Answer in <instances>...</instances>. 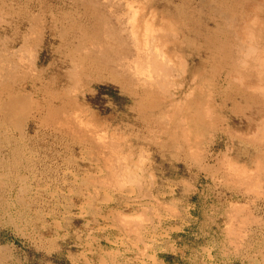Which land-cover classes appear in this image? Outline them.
Here are the masks:
<instances>
[{
    "label": "rangeland",
    "instance_id": "rangeland-1",
    "mask_svg": "<svg viewBox=\"0 0 264 264\" xmlns=\"http://www.w3.org/2000/svg\"><path fill=\"white\" fill-rule=\"evenodd\" d=\"M106 1L114 4L116 0L113 2L112 0ZM119 1L120 0H118V3L116 1V5L120 6L126 4V14L128 17H131L133 13L138 15L137 17L135 16V18L131 17L130 21H135L138 17L139 20L142 19L141 21H149L151 19V21H153L155 19L154 21L157 25L163 24L164 27L165 21L163 20L164 23H162L160 19L162 20L165 18V20H168L166 21V27L171 26L169 23L170 21L171 23L174 21L172 25L180 22L175 25L176 27H172L174 28L172 31L178 32H175L178 39L175 38L176 40L182 39L180 41L184 43L187 53H193L200 59L203 71L202 74L204 75L203 78L206 80V89H213L214 86L212 87L213 84L209 80H212L211 69L214 66V61L211 59L208 38L214 33L226 29V25L224 24L226 23V14L232 16L231 14L233 12L240 10L241 5L244 3L243 0H137V3H141L140 6L142 5L143 7H140L139 4L136 5L137 3L136 1L133 2L134 0H128L133 3V7L138 6L139 8H133L131 3L127 0L126 2L124 0L125 3L121 2L123 1L121 0L120 4ZM49 2L55 3V1L52 0H49ZM189 3L191 5H188ZM129 5L130 7H128ZM113 6H115V4ZM153 6L155 7L153 8ZM8 7L7 14L11 22L6 31L3 33L1 30L0 34L11 36L10 38L6 36L7 43L9 44L8 46L11 47L14 46V44L18 45V42L12 40L13 36V39H15L18 34L22 33L23 29L26 27L27 18H29L31 13L38 11L39 8L38 3L27 6L23 3H16L14 1H9ZM151 8L155 10V13ZM185 8L187 14L186 12H184L185 14L182 13V11H185ZM188 8L190 11L192 9L194 11L192 10V12H189ZM18 9L21 10V12ZM139 9L143 10L140 11ZM149 9H151L152 12ZM127 11H129V13ZM131 11H133V13ZM136 11L139 12L140 15ZM149 11L152 18L148 15ZM220 11L222 13L225 11L226 14H221ZM130 13H132V15ZM189 14H193L194 16L189 17L191 16ZM160 15L162 16L161 18ZM220 16L221 18H218ZM169 18H171L170 21ZM182 18L186 21L182 20ZM189 18H191V20ZM21 19L23 20L22 22ZM199 19L201 20L200 22L198 21ZM190 21H192L191 23L193 24H191ZM182 23H185L187 28L186 25H182ZM16 24H19V26ZM194 24L195 26L192 28L191 25ZM202 25H205L206 29ZM18 28H20V31ZM170 29L171 27L169 28V32L171 31ZM48 31L49 30H46L45 33V35H47L45 41L47 42L46 44H48L50 53L45 62L44 71L42 70L45 78H48L52 73L58 70L61 64V57H59L61 54L59 51H63L60 50L61 47L63 48L60 40L55 37L53 38ZM171 34L175 36L173 32ZM53 44L56 45L55 48H53ZM50 56L51 58L53 57V59H51ZM205 70L208 72L206 73ZM92 77H94V80H96V78L100 80L95 81V84L91 86L92 91L90 90L91 92L88 93V100L84 101L81 97L77 98L80 102H84L83 105L85 104L84 107L88 110L86 112H76L77 114L74 116L75 118L80 117L83 121H79L80 118H77L74 122L71 121L74 119L73 115L75 113L72 112V118L69 120L72 125L68 123L69 118L66 119V121L60 116H56L58 119L53 118L51 117L53 115L46 111L39 112L38 102H35L31 107L32 109H29L31 112L28 111L27 118L24 117L21 124L17 123V118L4 119L0 110V264H264V134L262 135L261 132L260 135H258V132H260L259 130L255 133L257 135L255 138L253 133V136H251L253 138L252 140V138L249 137L252 134L250 131H244L238 128L240 122L248 119L249 115L255 111L251 103L247 104V102H241L240 100V104L238 101L233 104L229 103L228 106H225L223 109H216L215 113L212 114L213 117L211 116L209 119L215 122L216 117L220 118V123L215 122V124L210 125L209 123L211 122L206 119L207 126H205L208 129L204 127L198 132L188 133V137L190 138L188 140V137H185V130L180 127L181 123H178V120L181 122V119L178 118L181 117L180 114L177 115L173 113L175 116L172 115V113L170 116L166 114L165 116L170 118L164 116V118L161 119L163 121L160 122V125L161 123L162 126L163 124L164 126L170 125L168 127L164 128V126L156 125V123L160 121L158 119L163 116L158 118L159 115L155 117L156 115L139 112L138 108L134 107L133 109L132 105L125 103L122 97L123 93L119 91L117 87L115 88V86H113L114 83L111 82L107 73L93 72L91 74V78ZM15 79H18V77H15ZM17 82L19 83V79L18 81L16 80V82L11 81V84L14 83L15 85H13L14 88L18 87ZM209 82L212 85H209ZM246 104L251 106L246 108ZM87 105H89V107ZM240 105L242 106L239 107ZM230 106L232 110H230ZM238 109L240 110L238 111ZM84 112L88 113L83 114ZM216 112L218 114H216ZM231 112H235V114ZM236 113L239 114L236 115ZM66 114L64 116H66ZM90 114H93V116ZM149 115L151 116V120L154 121L153 123H151L152 121L149 122ZM223 116L226 118L225 121ZM86 117L89 118V121ZM54 119L65 122L64 125H66V123L69 126L71 125L69 128L73 129L74 126L73 132H76V134L73 133L70 136L72 130L70 129L71 132L69 131L68 125H66L63 130L60 126L62 122H58ZM90 120H92L94 124ZM94 120L96 121L94 122ZM168 120L170 121L168 122ZM48 121L56 125L53 126L50 123L51 125L48 124L47 126ZM77 121L82 122V124L80 125ZM216 121L219 120L217 119ZM222 121L224 125L221 124ZM176 122L178 124H176ZM86 124L88 126L90 124L92 128H96L95 130L97 131L92 128L88 129L91 126L87 128ZM151 124L153 125L154 131L149 128H152ZM17 125L18 127H16ZM79 125H83L85 128V130L81 129L83 126L80 128L81 133H83H80L81 135H79ZM154 125L156 126L154 127ZM19 128L24 131H21ZM160 128L162 130L164 128V132ZM174 128H176L175 131ZM224 128L229 132H224ZM99 129L100 131L103 130L102 132L104 133L107 132L105 134L108 137V139L106 138L107 140L104 138V133L102 134V132H99ZM147 129L152 130V132L147 131ZM237 131L238 133L236 134ZM98 132L102 135H98ZM182 132L185 134H182ZM93 133L94 136H92ZM249 133L251 134L249 135ZM89 134L91 135L90 138ZM76 135L77 137L79 135V138H77ZM182 135L184 137H181ZM80 136H83L84 140ZM113 137L120 141L118 143V141L114 139L116 141H114L115 145L116 143L120 144L119 146L116 145L118 148L112 146L114 150L110 148V141L111 138L113 141ZM120 137L124 138L122 139ZM165 137L167 139H165ZM178 137L181 139H178ZM257 137L261 140L257 139ZM85 138H87V140ZM183 138L187 143L183 141ZM194 138L195 140L193 141ZM197 139L201 142H198ZM99 140H101V142L104 140L106 141H104L103 145ZM96 141L100 144H97ZM105 142H107V144H105ZM190 142L192 144H190ZM93 143L99 146L96 147ZM189 144L192 145V147ZM102 147H105V149H102ZM108 147L113 151L114 156H111L112 152L110 149L107 150ZM100 150L105 152H101ZM115 150L120 153L122 150L125 156L124 159L119 156H123V154H118ZM198 151H203V153L199 154ZM100 152L103 159L99 154ZM107 152L108 155L110 154V157L107 155ZM126 152L128 155L125 154ZM193 152L197 157L193 155ZM205 152L207 154H205ZM26 153H28L27 156H25ZM193 156H195V158ZM222 157L225 159L224 161ZM96 158H98L99 162H97ZM114 158H120V160L123 159L124 161L116 162L117 160ZM196 158H198L199 161H197L198 159L196 160ZM214 160L218 163H215ZM104 161L105 164L103 163ZM225 162L228 164L227 166L223 164ZM230 162H233V166H235L234 163L237 164L235 169ZM106 163H109V165L114 164V167L110 165L112 167L111 169ZM122 163H126L125 166L129 167V170H127L128 168L126 167L122 168V165H124ZM206 163L207 165L205 166ZM102 164H104L105 167ZM210 164L213 165L210 166ZM131 165H136V167L138 165L139 168L137 167L138 169H136L135 167V169H132L134 167ZM116 166L120 167L118 168ZM200 167L202 169H199ZM231 167L235 170L234 173ZM238 167H241V169ZM120 168H122L121 171L119 170ZM208 169L210 170L208 171ZM243 169L248 173L250 171V174L247 173L249 177H244L246 173H243ZM123 170H125V172ZM228 170L231 173H229ZM237 170H243L242 173L240 172L239 174H243L241 176L244 178L237 175ZM254 170H256V173ZM251 171L254 172L251 173ZM121 172L124 173L121 175ZM223 172L227 174L226 178ZM109 173L111 175H109ZM113 173H115V175ZM128 173L134 176L133 181L139 184L141 183V187L139 184L130 180L131 175ZM139 173L143 176L141 177ZM116 174L118 177H116ZM149 174L151 175L150 177H148ZM232 174L235 176H232ZM211 175L212 177L210 178ZM228 175L233 178L237 177L234 179L237 180L239 178L240 180L235 182L236 180L232 179L231 181H234L236 184L233 185L234 183L232 182V184L231 181H229L230 177H228ZM252 175L253 178H257L250 179ZM75 176L76 178H74ZM221 176L222 178L219 180ZM110 177L113 179V184ZM88 178L90 180L93 179L90 181ZM98 178L101 182L97 180ZM128 178L130 179L128 180ZM115 179L116 181H114ZM117 179L120 180V182ZM148 179H150L149 182ZM259 179L261 183H259ZM94 180L96 183H94ZM105 180L108 183L111 182V187L107 185L108 183ZM227 181L230 183H227ZM247 181H249L247 183L249 185L244 184V182L246 183ZM129 182H131V184H129ZM114 183L118 184V188H116L117 185ZM134 183L137 185H134ZM254 183L258 185H254ZM124 184L126 186H123ZM121 186H123V188ZM136 186H138L139 189ZM247 186H250L249 189ZM112 187H114V189ZM245 187H247V189H244ZM128 189L132 192L128 191ZM252 190L253 192H251ZM103 192L106 194L104 195ZM152 196H154V198ZM136 215H138V217ZM125 216H128L129 219ZM133 216L134 218H132ZM136 218H141L139 219L140 222L138 219L136 221ZM133 220L135 221L133 222ZM124 221H126V223H124Z\"/></svg>",
    "mask_w": 264,
    "mask_h": 264
},
{
    "label": "bare ground",
    "instance_id": "bare-ground-1",
    "mask_svg": "<svg viewBox=\"0 0 264 264\" xmlns=\"http://www.w3.org/2000/svg\"><path fill=\"white\" fill-rule=\"evenodd\" d=\"M9 1L10 2L14 1L16 3L17 2L23 3L27 6L28 5L31 6L34 3H38L39 9L36 12L33 11L34 13H31V15L28 14L29 13V11H28L27 14L30 16L26 20L25 29H23L22 33L18 34L17 37L15 34V37H16L15 39H13L14 38V36H13L12 40H14L15 42H18V45L14 44V46L9 47L8 46L9 44L7 43V38H10L11 36L9 37L8 35H6L7 36V38H6V36L4 34H2V33H1L2 35L0 34V110L2 112V115L4 116V119H6V118H10V119L17 118V123L21 124L23 118L24 117L27 118L26 116L28 114V111L31 112V110H29V109L34 105L35 102H38L39 112L40 111H42V112L46 111V112L50 113L51 115H53V116H51L53 118H57L60 116V117H63L65 120L69 118L68 123H70L71 121L74 122V120H76L78 118V117L77 118L74 117L75 114H77L76 112H83V111L86 112L88 110V109H85V107H84L85 104L83 105L84 102H82V101L80 102L77 98L81 97V98H83L84 101L88 100V98H89L88 93L92 91L91 86H93L95 84V81L100 80V79L97 80V78H96V80H94V77H92L93 78L92 79L91 74L93 72H104V73L108 74L111 82L114 83L113 86H115V88L117 87L119 89V91H121L123 93L122 97L124 99V102L132 105L133 109H134V107H136V108H138L139 112L151 114L154 116L156 115L155 117H157V115H159L158 118L163 116L162 118L158 119V120H160L159 122H157V123L155 122L156 125H160V122L163 121L161 119H163L166 114H169L168 116H170L171 113H172V115H174V114L179 115L180 114V116L182 118L178 117L181 119V122H180V120H178L179 121L178 123L179 124L181 123L180 127L185 130L184 132L186 133V136H185L186 138L189 135L188 133L198 132V131L202 130L204 127H206L207 126L206 125V119H208V121H210L209 118L212 116V114L215 113L216 109H218V108L223 109L225 106L227 107L229 103L233 104V103H236L238 101L240 104V100H241V102L242 101L247 102V104L251 103L252 107L255 108V111L252 110L253 112L249 115L248 119H246L245 121H241V119H240L241 122H240L238 128H240L241 130H244V131H250L252 134L249 133V135L251 134L250 136L247 134L250 138H252L251 136H253V133H254V138H255V136H257L255 133L258 132L259 130H260V132H258L259 134L257 133L258 135H260L261 132H262V135L264 134V130H263L264 129V0H243L244 3L241 5L240 10L233 12L231 14L232 16H230V15L228 16L225 13V11H223L224 13H222L220 11L221 14H226V23L223 22L226 25V29H224V30L222 29L219 32L214 33L212 36H210L208 38L209 39V50L211 53V59L214 61L213 68L212 67H211L212 69L210 68L212 70V74H211L212 80H209L213 85L210 82L208 83L209 85L211 84L212 87L214 86L213 89H211V90L208 88L206 89V86H205L206 80H204V78H203L204 75L202 74L203 71L201 68L202 65H201L200 59L198 57H196V55H194L193 53L192 54L187 53V51L185 50L184 43L180 41L182 39L176 40V38H177L176 33H178V32L175 31L176 32L175 33L174 31H172V29H174L172 27H176L175 25H177L180 22L176 23V21H175L176 24L175 25L173 24L174 25L173 26L172 23L174 21H172V23H171V21H170L171 18H169V21H170L169 23L171 25L170 26L171 27L170 32L171 33L173 32L175 34V36L169 32L170 27L168 25H167L168 27H166V24H167L166 21H168V20H165V18H163L162 20L160 19V21H162V23H164L163 20L165 21V27L163 24L157 25L154 21L155 19L153 21H151L152 19L148 21L147 15H146L147 21H145V20L141 21L142 19L139 20V17L135 21H130L131 17L135 18V16L136 17L138 16L136 13H133V11H135L136 9L131 11L133 13V15H132V13H130L132 16L128 17V15L126 14V10H127L126 4L120 5V6L116 5V1L118 3V0H116V1L112 0V2L114 1L115 6H113L114 5L113 3L108 2L106 0H52V1H55V3H53V2L50 3L49 0H0V31L2 30L3 33L6 31L7 27L9 26V24L11 22V21H9L10 18L8 17V14H7V8L10 7V6L8 7ZM120 1H119V4H120ZM135 1L137 3V0H134L133 2H135ZM240 1H239V4H240ZM121 2H124V0ZM125 2H126V0H125ZM128 2L131 3V5L133 7V3L130 1H128ZM128 2H127V4H128ZM181 2H185V1H181ZM11 4H13V3H11ZM138 4L139 3H137L136 5H138ZM140 4H139V6H140ZM230 4H232V3H230ZM188 5H191V4L189 3ZM237 5H238V3H237ZM116 6H118V7H116ZM128 7H130V5ZM136 7L139 8L138 6H136ZM136 7H133V8H136ZM154 7L155 6H153V8ZM223 7H224V4H223ZM235 8H237V7H235ZM143 9H139V10L142 11ZM151 9H149V10L151 11ZM180 9H181V6H180ZM27 10H28V8H27ZM153 10L154 9H152V11ZM188 10H189V8H188ZM192 10L191 11L189 10V12H192ZM229 10H227V11H229ZM19 11L21 12V10H19ZM150 11H149V14L148 13H146V14L150 15V17H151ZM186 11L187 10L185 8V11H182V13H184ZM127 12L129 13V11H127ZM147 12H148V9H147ZM137 13L139 14V12H137ZM154 13H155V10H154ZM134 14H136V15H134ZM161 14H163V13H161ZM186 14H187V12H186ZM228 14H229V12H228ZM20 15H22V14H20ZM24 15H26V14H24ZM189 15H191L189 17L194 16L193 14H189ZM213 15H215V14H213ZM10 17H11V15H10ZM161 17L162 16L160 15V18ZM180 17H182V16H180ZM183 17H185V16H183ZM215 17H217V16H215ZM17 18H18V15H17ZM218 18H221V16ZM166 19H167V17H166ZM172 19H173V16H172ZM189 19L191 20V18H189ZM195 19H197V18H195ZM19 20H20V18H19ZM182 20H184V19L182 18ZM220 20H222V19H220ZM223 20H225V19H223ZM22 21L23 20L21 19V22ZM184 21H186V20H184ZM198 21L200 22L201 20L199 19ZM21 22H20V24H21ZM191 22L192 21H190V23ZM12 23H14V22H12ZM183 24L186 25L185 23H182V25ZM191 24H193V23H191ZM197 25H198V22H197ZM17 26H19V24ZM193 26H195V24L191 25L192 28H193ZM202 26H204V28H205V25H202ZM198 27H199V25H198ZM186 28H187V25H186ZM19 29L20 28H18V30ZM46 30H49L48 32H50V34L53 38L55 37V38L59 39L62 46H63V48L61 47L62 49L60 48V50H63V51H59L61 54V56H59V57H61L60 58L61 64L59 65L58 70L56 69L57 71L52 73V75H50L48 78L47 77L45 78L43 75L44 73L42 72V70L44 69V66H45V62L47 61V59L49 57V53H50L48 50V44H46L47 42L45 41V39L47 38L46 37L47 35H45ZM194 31H195V29H194ZM214 31H215V29H214ZM192 33H194V32H192ZM199 33H201V32H199ZM195 34H197V33H195ZM185 39H186V37H185ZM47 40H51V39H47ZM189 41H187V42H189ZM60 42H59V44H60ZM193 44H194V42H193ZM205 44H203V45H205ZM55 47H56V45H54L53 48H55ZM186 47H188V46H186ZM190 47H191V44H190ZM199 49H198V51H199ZM55 52H57V51H55ZM196 52H197V50H196ZM50 58H51V56H50ZM51 59H53V57ZM209 63H210V61H209ZM52 64H54V63H52ZM207 72L208 71H206V73ZM15 77H18V79H19V83L17 82V84H18L17 88H14V86H15L14 83L11 84V81L12 82L13 81L16 82V80L18 81V79H15ZM251 105H249V106H251ZM87 106L89 107V105H87ZM241 106L242 105H240L239 107H241ZM249 106L247 105L246 108ZM125 108H127V107H125ZM231 108L232 107L230 106V110H232ZM250 109H251V107H250ZM225 110H226V108H225ZM239 110L240 109H238V111ZM246 111H244V112H246ZM72 112H75L74 115ZM85 112L83 114L88 113V112L87 113H85ZM65 114H66V116H64ZM71 114L73 115L74 119L69 122V120L72 118ZM216 114H218V113L216 112ZM232 114H235V112ZM237 114H239V113H236V115ZM90 115L93 116V114H90ZM125 115H127V114H125ZM236 115H235V117H236ZM39 116H41V115H39ZM174 116H172V117H174ZM225 116H223L224 121L226 119ZM96 117H97V115H96ZM87 118L88 117H86V119ZM152 118H153V116H152ZM168 118H170V117H168ZM57 119H54V120H57ZM94 119H96V118H94ZM147 119H149V118H147ZM217 119L219 121H216ZM139 120H141V119H139ZM216 120H215V122H219V123L221 121L220 118H217V117H216ZM79 121H83V120L80 118ZM88 121H89V118H88ZM90 121L92 122V120H90ZM95 121L96 120H94V122ZM151 121L152 120H151V116H150L149 122H151ZM164 121H165V119H164ZM169 121L170 120H168V122ZM52 122H54V121H52ZM58 122H62V123H60V124H62V125H60L62 129L66 125H68L67 123H66V125H64L65 122H63V121H58ZM153 122L154 121H152L151 123H153ZM166 122H167V120H166ZM210 122H211V123H209L210 125L215 124L214 121L213 122L210 121ZM50 123L48 121L47 126H48V124L49 125L52 124V123L51 124ZM78 123H80V125L82 124V122H78ZM101 123H103V122H101ZM170 123H168V124H170ZM178 123L176 122V124H178ZM11 124H13V123H11ZM32 124H33V122H32ZM70 124L72 125V123H70ZM221 124L224 125L223 121ZM22 125H21V127H22ZM54 125H56V124H54ZM97 125H98V123H97ZM156 125H154V127ZM165 125H166V123H165ZM70 126L68 125V128ZM82 126L79 127V131H80L79 135L83 134V133H81V130H80V128ZM89 126H91V125L89 124ZM89 126L87 125L86 127L88 128ZM105 126H106V124H105ZM144 126H145V124H144ZM149 126H150V124H149ZM151 126H152V128L151 127H149V128L154 131L152 124H151ZM160 126H162V123ZM163 126H164V124H163ZM168 126H170V125L164 126V128L168 127ZM16 127H18V125ZM75 127H76V124H75ZM208 127H209V125H208ZM57 128H60V127H57ZM91 128H92V126L88 129H91ZM164 128H163V130H164ZM176 128H177V126H176ZM176 128H174V131ZM225 128H224V132L225 131L229 132L227 129L225 130ZM19 129L21 130V128H19ZM70 129L72 130V133H70V136H71V134L74 133L73 132L74 126H73V129L69 128V131H70ZM81 129L85 130L84 126ZM92 129L95 130L96 128L95 129L92 128ZM160 129H158V130H160ZM183 129H182V131H183ZM83 130H82V132H83ZM152 130L147 129V131H151V132H152ZM213 130H211V131H213ZM21 131H24V130H21ZM66 131H68V130H66ZM77 131H78V128H77ZM95 131H97V130H95ZM102 131L103 130L100 131V129H99V132H102ZM238 131L236 132V134L238 133ZM91 132H90V134H91ZM99 132H98V135H102L104 133V132H102V134H99ZM184 132H182V134H185ZM241 132H243V131H241ZM106 133H104V135ZM178 133H179V131H178ZM67 134H68V132H67ZM74 134H76V132ZM90 134H89V138L91 136ZM172 134H174V133H172ZM203 134H204V132H203ZM65 135H66V132H65ZM79 135H78V137L76 135V137L79 138ZM178 135H180V134H178ZM233 135H235V134H233ZM92 136H94V133L92 134ZM109 136H110V133H109ZM219 136H221V135H219ZM241 136H242V134H241ZM111 137H112V135H111ZM181 137H184V136L182 135ZM239 137H240V135H239ZM245 137H246V135H245ZM259 137L263 138L261 136H259ZM81 138L84 140L83 136ZM98 138H97V140H98ZM104 138L108 139L107 135H105ZM120 138H122V137H120ZM260 138L257 137V139H260ZM85 139L87 140V138H85ZM114 139H116V141L119 140V139L113 137V141H112V138H111L110 148L112 150H114L113 148L116 145H118V146L120 145V144H118L120 141H118V143H116V145H115L116 141ZM165 139H167V138L165 137ZM178 139H181V138L178 137ZM189 139L190 138L188 137V140ZM198 139H197V141H198ZM200 139H203V138H200ZM212 139H213V137H212ZM95 140H96V136H95ZM95 140H93V141H95ZM101 140H103V139H101ZM101 140H99V142H101ZM106 140H104V141H106ZM194 140H195V138L193 139V141ZM226 140H227V138H226ZM252 140H253V138H252ZM104 141L101 142V143H103V145H104ZM166 141H168V140H166ZM174 141H176V140H174ZM183 141H184V138H183ZM204 141H206V140H204ZM250 141H251V139H250ZM254 141H255V139H254ZM256 141H258V140H256ZM262 141H263V139H262ZM107 142H105V144H107ZM112 142H113V144H112ZM168 142H170V141H168ZM191 142H190V144H192ZM198 142H201V141L199 140ZM198 142H196V143H198ZM96 143L100 144L97 141H96ZM96 143H93V144L96 145V147L99 146ZM170 143H172V142H170ZM186 143H187V141H186ZM188 143H189V141H188ZM109 145H110V143H109ZM183 145H185V144H183ZM112 146H114V147L112 148ZM118 146H116V147L118 148ZM186 146H188V145H186ZM190 146L192 147V145H190ZM224 146H226V145H224ZM100 148H101V146H100ZM103 148L105 149V147H102V149ZM110 148L108 147L107 150H109ZM195 148L199 149L197 147H195ZM111 149H110V151L112 152L111 156H114L113 151ZM130 149H132V148H130ZM177 149H179V148H177ZM201 149H202V147H201ZM96 150L98 151L97 148H96ZM16 151H19V150H16ZM100 151L105 152L102 150H100ZM115 151H117V150H115ZM118 151H119V149H118ZM200 151H198L199 154L203 153V151L202 152H200ZM226 151H227V149H226ZM12 152H13V150H12ZM96 152H94V153H96ZM101 152L99 153L100 155H101ZM127 152L125 154L128 155ZM141 152H142V150H141ZM206 152H205V154L209 153V152H207V153ZM21 153H22V151H21ZM121 153L123 154L122 150H121ZM121 153L118 152V154H121ZM27 154L28 153H26L25 156H27ZM263 154H264V152H263ZM263 154L261 153L262 156H263ZM107 155H108V152H107ZM193 155H196V154H194V152H193ZM259 155H260V153H259ZM119 156H121V158H123V159L125 157L124 154H123V156L122 155H119ZM133 156H134V154H133ZM135 156H136V154H135ZM130 157H132V156H130ZM193 157L195 158V156H193ZM196 157H197V155H196ZM101 158L103 159L102 155H101ZM126 158H127V156H126ZM215 158H216V156H215ZM96 159H97V162H99L98 158H96ZM197 159L198 158H196V160ZM5 160H7V159H5ZM115 160H117L116 162L122 161V160H120V158L115 159ZM129 160H130V158H129ZM215 160H217V159H215ZM215 160H214V162H215ZM222 160L224 161L225 159L223 158ZM259 160H260V158H259ZM263 160H264V158H263ZM197 161H199V159ZM4 162H6V161H4ZM103 163L105 164V161ZM215 163H218V162H215ZM220 163H221V161H220ZM232 163H231V165H232ZM254 163H256V162H254ZM104 164H102V165L105 167ZM119 164H121V163H119ZM122 164H124V165H122V168L126 167V168H128L127 170H129V167L125 166L126 163H122ZM223 164H226V162ZM234 164H235V166H233V165L232 166L235 169L237 164L236 163H234ZM244 164H243V166H244ZM106 165L108 166L109 163H106ZM110 165H112V164H110ZM206 165H207V163L205 164V166ZM211 165H213V164H210V166ZM227 165L228 164H226V166ZM112 166L114 167V164ZM261 166H263V165H261ZM261 166H259V167H261ZM116 167L119 168L120 166H116ZM132 167H134L132 169H135L136 165H134ZM137 167L139 168L138 165H137ZM137 167H136V169H138ZM218 167H221V166H218ZM233 167H231V169H233ZM241 167L240 168L238 167V168L241 169ZM110 168L112 169L111 166H110ZM122 168H120L119 170L121 171ZM242 168H244V167H242ZM199 169H202V168L200 167ZM256 169H258V168H256ZM209 170L210 169H208V171ZM233 170H231V171H233ZM243 170H244L243 173H246V175H244V177L245 176L247 177L248 174H250V171L248 173V172H245V169H243ZM123 171L125 172V170H123ZM132 171H134V170H132ZM208 171H206V172H208ZM242 171L240 170V171L236 172V173H238L237 175H240L239 173L240 172L242 173ZM254 171L256 173V170H254ZM254 171H251V173ZM124 172H121V175ZM135 172H136V170H135ZM228 172H229V170H228ZM234 172H235V170L233 171V173ZM110 173H111V171H110ZM110 173H109V175H111ZM115 173H116V171H115ZM115 173H113V174L115 175ZM130 173H128V174H130ZM229 173H231V172H229ZM255 173H254V175H255ZM257 173H259V172H257ZM139 174L141 175V173H139ZM123 175H125V174H123ZM226 175L227 174H225V178H226ZM241 175H243V174H241ZM241 175H240V177L244 178ZM131 176H130L131 179L128 178V180L130 179L131 181H133L134 176H132V177ZM142 176L143 175H141V177ZM150 176L151 175L149 174L148 177H150ZM232 176H235V175L232 174ZM116 177H118V175ZM211 177H212V175L210 176V178ZM228 177H230V176L228 175ZM231 177L229 178L230 179L229 181H231L234 178H237V177H234V178L233 177L231 178ZM74 178H76V176ZM126 178H125V180H126ZM205 178H206V176H205ZM220 178H222V176L219 177V180H220ZM256 178L255 177L253 178V175H252V178L250 177V179H256ZM92 179L91 180L89 179V180L92 181ZM95 180H96V178H95ZM95 180H94V183H96ZM97 180H99V178ZM149 180L150 179H148V182H149ZM234 180H236V179H234ZM239 180L240 179L238 178L235 182H238ZM114 181H116V179ZM118 181L120 182V180H118ZM229 181H227V183ZM87 182H89V181H87ZM99 182H101V181L99 180ZM111 182L113 184V179ZM133 182H135V181H133ZM215 182H217V181H215ZM232 182L234 183V181H231V183ZM241 182H242V180H241ZM248 182L249 181H247L246 183L244 182V184L249 185V184H247ZM251 182H252V180H251ZM110 183H108L107 185H110V187H111L112 184H110ZM135 183L139 184L138 182H135ZM135 183H134V185H137ZM259 183H261L260 179H259ZM129 184H131V182H129ZM140 184H139V186H140ZM244 184H243V186H244ZM115 185H117V187ZM115 185L114 186L116 188H118V184H115ZM233 185H236V184L234 183ZM254 185H258V184L254 183ZM105 186H106V184H105ZM123 186H126V185L124 184ZM123 186H121V187L123 188ZM152 186H151V188H152ZM136 187H138V186H136ZM231 187H232V185H231ZM247 187L249 189L250 186H247ZM247 187H245L244 189H247ZM253 187H255V186H253ZM112 188L114 189V187H112ZM104 189H105V187H104ZM119 189H121V188H119ZM138 189H139V187H138ZM146 189H144V190H146ZM254 189H256V188H254ZM128 191H130V190L128 189ZM246 191H248V190H246ZM130 192H132V191H130ZM251 192H253V190ZM105 194L106 193H104V195ZM152 194H153V192H152ZM152 197L154 198V196H152ZM129 198H128V200H129ZM139 203H140V201H139ZM156 203H158V202H156ZM177 211H178V209H177ZM174 212H176V211H174ZM138 214H140V213H138ZM136 216L138 217V215H136ZM125 217L127 218L128 216H125ZM132 218H134V216ZM242 218H244V217H242ZM128 219H129V217H128ZM137 219L138 218H136V221H137ZM139 219H141V218H139ZM134 221L135 220H133V222ZM247 221H249V220H247ZM139 222H140V220H139ZM124 223H126V221H124ZM127 223H129V222H127ZM128 229H129V227H128ZM123 231H125V230H123Z\"/></svg>",
    "mask_w": 264,
    "mask_h": 264
}]
</instances>
